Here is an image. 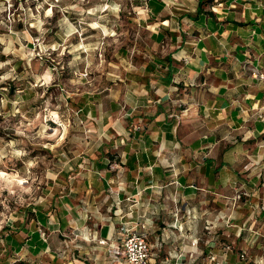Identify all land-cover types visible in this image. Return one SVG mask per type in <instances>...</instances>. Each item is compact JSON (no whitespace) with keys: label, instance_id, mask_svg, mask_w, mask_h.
Here are the masks:
<instances>
[{"label":"crops","instance_id":"0c3cea01","mask_svg":"<svg viewBox=\"0 0 264 264\" xmlns=\"http://www.w3.org/2000/svg\"><path fill=\"white\" fill-rule=\"evenodd\" d=\"M214 2L211 17L196 6L188 20L161 21L148 81L99 119L111 132L19 238L11 232L0 264H109L97 240L133 221L146 226L151 264H264L252 233L264 234V0Z\"/></svg>","mask_w":264,"mask_h":264},{"label":"rangeland","instance_id":"374dc122","mask_svg":"<svg viewBox=\"0 0 264 264\" xmlns=\"http://www.w3.org/2000/svg\"><path fill=\"white\" fill-rule=\"evenodd\" d=\"M196 6L0 0V263L11 232L18 239L21 225L59 190L55 183L92 155L103 131L111 132L99 119L116 118L133 87L148 81L142 69L159 52L152 36L163 32L161 21L188 20ZM201 11L214 14L208 4Z\"/></svg>","mask_w":264,"mask_h":264},{"label":"built area","instance_id":"2783aa9c","mask_svg":"<svg viewBox=\"0 0 264 264\" xmlns=\"http://www.w3.org/2000/svg\"><path fill=\"white\" fill-rule=\"evenodd\" d=\"M245 196L243 192L235 193L232 198V208L236 207L241 197ZM129 212L128 214H130ZM145 224H140L137 221L133 222H121L118 226L116 240L112 241L105 239H98L97 244L99 246H106L107 259L109 264H151V246L148 242V236L146 232ZM256 238L263 237L260 231L252 232ZM84 240H89L88 236L83 237ZM90 239L94 240L95 237L91 236ZM196 241H191V246L196 245ZM221 252L226 255L232 252L230 245H222ZM209 264H221L217 261V257L214 255L209 256ZM239 260L241 262L247 261L246 252L242 251L239 254Z\"/></svg>","mask_w":264,"mask_h":264},{"label":"trees","instance_id":"16d2710c","mask_svg":"<svg viewBox=\"0 0 264 264\" xmlns=\"http://www.w3.org/2000/svg\"><path fill=\"white\" fill-rule=\"evenodd\" d=\"M212 3V0H197V12H201V9L204 4L210 5Z\"/></svg>","mask_w":264,"mask_h":264}]
</instances>
